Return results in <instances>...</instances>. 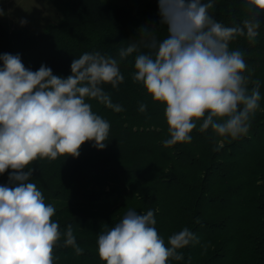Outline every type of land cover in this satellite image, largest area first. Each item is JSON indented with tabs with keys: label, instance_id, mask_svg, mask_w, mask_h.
I'll return each mask as SVG.
<instances>
[{
	"label": "trees",
	"instance_id": "trees-1",
	"mask_svg": "<svg viewBox=\"0 0 264 264\" xmlns=\"http://www.w3.org/2000/svg\"><path fill=\"white\" fill-rule=\"evenodd\" d=\"M48 1L60 21L36 35L0 24V55L20 54L26 68L36 71L43 64L66 78L73 59L85 52L118 58L119 48L139 42L145 25L157 28L160 39L167 34L150 3L124 7L104 0ZM254 11L246 0H214L209 13L231 26ZM259 20L254 43L244 36L229 44L244 53L254 69L252 79L260 82V108L246 135L222 138L211 129L201 133L198 125L191 143L165 148L164 107L132 80L133 54L120 62L124 82L116 89L103 86L123 111L89 101L110 124L106 147L100 150L88 141L78 157L38 159L30 165L35 169L30 182L56 209L52 219L62 234L71 224L83 249L76 255L63 247L62 236L54 264H103L97 237L129 209L141 214L153 210L155 227L166 242L185 227L195 233L199 242L181 250L183 260L169 264H264V12ZM141 103L147 105L145 112L139 111ZM10 171L0 175V185L8 183Z\"/></svg>",
	"mask_w": 264,
	"mask_h": 264
},
{
	"label": "clouds",
	"instance_id": "clouds-1",
	"mask_svg": "<svg viewBox=\"0 0 264 264\" xmlns=\"http://www.w3.org/2000/svg\"><path fill=\"white\" fill-rule=\"evenodd\" d=\"M246 4L255 11L226 26L209 13L214 0H158L159 24L167 33L162 39L155 35L157 28L145 25L139 42L119 48L118 58L85 52L73 59L66 78L43 64L36 71L26 68L20 54L0 55V175L11 170L8 183L0 185V264H54L62 236L63 247L83 253L72 225L62 234L52 219L56 209L30 182L35 171L30 165L38 159L78 157L88 141L97 149L106 147L110 124L89 101L123 111L103 86L116 89L124 82L120 62L129 56L135 54L132 80L164 107L165 148L191 143L198 125L201 133L211 129L222 138L248 133L260 108V82L252 79L254 69L244 53L229 44L244 36L255 42L264 0ZM146 108L141 103L139 111ZM156 223L153 210L129 209L97 237L103 264H169L183 260L181 250L199 242L187 227L166 242Z\"/></svg>",
	"mask_w": 264,
	"mask_h": 264
},
{
	"label": "rangeland",
	"instance_id": "rangeland-1",
	"mask_svg": "<svg viewBox=\"0 0 264 264\" xmlns=\"http://www.w3.org/2000/svg\"><path fill=\"white\" fill-rule=\"evenodd\" d=\"M108 3L128 6H140L143 3L155 5L158 0H104ZM0 24L10 29H23L30 35L43 32L49 25L60 21L61 16L48 0H0ZM26 21V23H21Z\"/></svg>",
	"mask_w": 264,
	"mask_h": 264
}]
</instances>
